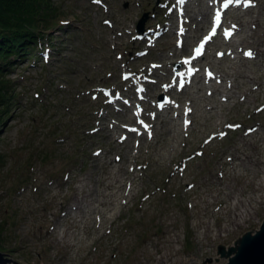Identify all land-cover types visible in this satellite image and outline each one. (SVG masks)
<instances>
[{"label":"rangeland","instance_id":"rangeland-1","mask_svg":"<svg viewBox=\"0 0 264 264\" xmlns=\"http://www.w3.org/2000/svg\"><path fill=\"white\" fill-rule=\"evenodd\" d=\"M255 1L239 22L230 21L238 23L228 45L211 44L194 84L173 91L191 108L186 121L181 109H170L155 121L151 138L138 131L121 140L128 132L122 125L135 124L134 116L114 105L105 109L97 88H124L121 71L154 62L162 64L160 83L172 84L170 71L179 61L170 47L174 35L167 33L143 57L136 56L132 41L143 13L146 24L154 25L164 9L157 0H103L104 6L48 0L58 25L71 21L55 32L59 27L50 19V31L59 36L42 40L52 44L50 61L38 57L37 44L33 57L6 74L15 97L0 128V225L6 229L1 264L228 261L219 246L228 248L264 219V144L258 140L264 134H257L264 130V110L256 112L264 102V0ZM190 11L191 29L206 16L208 23L207 0ZM160 83L152 85L157 92ZM257 125L249 135L246 129ZM240 152L256 165L235 159ZM21 179L25 185L12 195ZM234 204L236 212L250 210L252 216L232 225Z\"/></svg>","mask_w":264,"mask_h":264},{"label":"trees","instance_id":"trees-1","mask_svg":"<svg viewBox=\"0 0 264 264\" xmlns=\"http://www.w3.org/2000/svg\"><path fill=\"white\" fill-rule=\"evenodd\" d=\"M57 17V9L48 0H0V128L15 97L12 80L6 74L30 54L37 32L48 28L50 19ZM5 234L6 229L0 225L1 244Z\"/></svg>","mask_w":264,"mask_h":264},{"label":"water","instance_id":"water-1","mask_svg":"<svg viewBox=\"0 0 264 264\" xmlns=\"http://www.w3.org/2000/svg\"><path fill=\"white\" fill-rule=\"evenodd\" d=\"M219 252L228 258L225 264H264V219L257 229L246 231L228 248L220 245Z\"/></svg>","mask_w":264,"mask_h":264},{"label":"bare ground","instance_id":"bare-ground-1","mask_svg":"<svg viewBox=\"0 0 264 264\" xmlns=\"http://www.w3.org/2000/svg\"><path fill=\"white\" fill-rule=\"evenodd\" d=\"M200 9V8H199ZM248 12H251V9H248L247 10ZM237 18H240L239 16H237ZM206 22H207V16H206V18L203 20V21H196V23L193 25L194 26V30H191V31H195L196 33L197 32H199V30L200 29H202L203 27H205L204 25L206 24ZM172 34V33H171ZM191 35V34H190ZM190 35H188L187 36V39H186V42H185V46L183 47V49L185 50L186 48H187V45L189 44V42L191 41L190 40ZM214 44H218V41L216 40V41H214L213 42ZM253 45H257V43H253ZM171 47V50L173 51V55L174 56H179V54L181 53V51L179 52V51H177L174 47H172V46H170ZM254 48H257L256 46H254ZM182 49V50H183ZM256 50H259V49H256ZM168 65V64H167ZM225 73H227V72H225ZM240 73H242V72H240ZM244 76H249V75H245L244 74ZM250 79V78H249ZM248 79V80H249ZM153 89H158L157 87H155V88H153ZM175 97H178L177 95H174ZM189 102H187L186 104H188V103H190V100H188ZM143 103V102H142ZM184 109V108H183ZM191 109V108H190ZM182 112H183V110H182ZM190 112H191V110H190ZM220 119H224V117H222V118H220ZM223 123H222V121H220V123L219 124H217L216 126H218V125H222ZM256 129H257V127H256ZM258 131V129L256 130V132ZM253 132H255V131H253L252 130V128L251 127H249L248 129H247V133L249 134V135H252L253 136ZM257 134H264V130L263 131H261V132H257ZM258 140H260V141H262V144H264V137H262V136H259L258 137ZM118 158V157H117ZM234 158L235 159H237V160H239V161H243V162H245V161H247V162H250L251 164H253L254 166L256 165V163H257V161H255V160H253V159H251L252 157H251V155L250 154H244V158H242V156H241V152H240V154H238V153H235V155H234ZM26 177L27 178H33V174L31 173V174H28V175H26ZM260 184L262 185V186H264V182H260ZM263 191H264V188H263ZM263 195V193L261 194V196ZM232 210H233V215L231 216V223H232V225L233 224H235V222H236V220L237 221H239V219H241L240 221H245V220H247L248 218H250L251 216H252V214H251V212H250V210H247V212H245V214L244 213H238V212H236V210H237V204H234L233 206H232V208H231ZM240 217V218H239ZM225 231H227V228H225L224 229ZM230 230V229H229Z\"/></svg>","mask_w":264,"mask_h":264},{"label":"snow or ice","instance_id":"snow-or-ice-1","mask_svg":"<svg viewBox=\"0 0 264 264\" xmlns=\"http://www.w3.org/2000/svg\"><path fill=\"white\" fill-rule=\"evenodd\" d=\"M230 2H231V0H230ZM246 2L248 3L249 6L251 5V0H246ZM226 6H227V5H225V7H226ZM216 18H217V20H219V13H217ZM201 47H202V46H201ZM196 52H197V54L199 55L200 52H201L200 48L196 49ZM245 55L251 57V56H252V53H251V51H249V52H246ZM230 127H231V125H230Z\"/></svg>","mask_w":264,"mask_h":264}]
</instances>
